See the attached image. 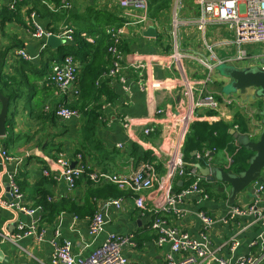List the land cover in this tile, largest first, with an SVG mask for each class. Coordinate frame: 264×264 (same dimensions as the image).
Segmentation results:
<instances>
[{
    "label": "crops",
    "instance_id": "crops-1",
    "mask_svg": "<svg viewBox=\"0 0 264 264\" xmlns=\"http://www.w3.org/2000/svg\"><path fill=\"white\" fill-rule=\"evenodd\" d=\"M32 1L27 0L26 4L20 5V22L0 24V45L4 48L8 46L1 67L4 73L13 76L11 91L15 96L8 98L4 95L9 104L6 134L0 136L4 137V142H0V199L11 197L9 177L12 176L18 187L20 186L23 202L27 206L34 207L41 192L54 200L66 197L78 204L83 203L87 187L84 176L79 178L73 189H69L62 179L56 180L43 174V169L56 167L61 158L70 161L74 166L77 163V154L82 155L83 162L90 169L123 175L135 170L143 161L141 156L147 154L150 161L154 162L157 172L163 174L171 145L178 136L177 118L180 113L179 100L182 97L175 72H168L162 66V58L170 51L171 37L169 33L168 36L161 33L162 28H166L164 15L169 14L170 8L162 10L156 17L150 16L154 23L149 27L154 28L155 36L145 35V30L134 25H128L122 35L125 57L136 52L155 58L144 75L145 89L141 90L131 72H126L125 81L129 86L125 87L119 79L110 80L106 82L109 91L100 94L96 101L92 96L83 97L79 85L80 95L79 91L74 93L75 85L61 90L54 84L41 83L50 73L53 60L60 56L62 45H67L68 50H71L67 54H74L77 59L75 54L78 47L72 41L63 42L58 48L44 46V49L41 46L43 40L34 38L32 31L35 24L53 32L69 25L79 36L91 37L101 27L122 25V10L117 4L118 1L71 0L68 8L61 7L60 0H36L35 7L32 8ZM8 5L9 0H0V7ZM183 6L184 18L197 14L196 8L190 2L184 1ZM102 20L107 23L102 24ZM169 29L170 27L167 30ZM179 36L184 52L203 59L210 56L193 25L182 26ZM231 37V32L224 25H209L206 28V39L210 43ZM19 48H24L33 59L23 60L15 54ZM232 50L231 45L216 44L213 47V52L218 57H223ZM49 56L54 59H49L47 63ZM104 60V66H108L107 60ZM183 65L195 87L203 88L206 93H212L218 99L220 106L215 111L218 118L228 124L237 119L245 126V131L237 127L230 128L229 132L234 130V133L247 134L251 139H256L262 125L261 117L257 114L259 107L252 97L253 92L236 97L234 94L219 91L216 86H225V77L218 70L222 65L215 66L208 82L204 80L206 70L196 59L187 58ZM11 100L13 104L9 112ZM61 105L73 106L79 111V116L68 120L56 117L52 111ZM94 106L100 108L97 119H94L97 114L93 110ZM158 109L162 111L156 113ZM206 112V109H197L195 113L199 116ZM122 116L130 120L129 129L121 124L119 119ZM88 119L91 123L87 125ZM147 126L153 129L149 134L143 131ZM237 143L233 137L231 145L238 146ZM1 150H5L12 160H5ZM211 150L207 148L206 159L200 157V152L193 151L196 156L189 163L201 177L200 186L204 191L209 189L208 192L205 191L208 196L205 198L202 194H189L177 204L181 213L169 211L163 216L170 226L187 232L197 241H202L200 234L204 233L216 257L234 263L241 256L258 254L264 249V220L256 221L253 216L228 217L227 212L231 205L228 204L227 190L221 191L218 189L221 186L219 183L207 181L200 167L214 165L229 171L231 159L226 150ZM187 180L188 184L185 183ZM191 181L192 179L175 176L173 189L179 191ZM124 192L127 196L122 197L119 207L108 203L110 199H97L93 202V212L101 213L105 220L101 231L96 235L88 233L93 212L78 216L72 212L61 211L49 222L38 218L36 226L43 231L42 240L23 237L11 242L3 239L1 234L14 235L17 233V225H28L31 218L14 209L0 208V264H49L52 253L50 241L54 238L55 231L58 232L57 239L69 240L72 253L82 257L100 246L111 233H133L134 244L124 245L122 248L123 255L128 260L134 264H166V257L171 253L169 244L158 246L155 243L154 232L149 226L150 215L147 211L141 212L135 208L134 194L128 190ZM144 194L150 197L148 191ZM252 198L251 192H242L236 196L234 205L248 204ZM200 211L212 218L210 226H203L198 215ZM40 214L38 213V217ZM234 241L237 245L231 249ZM184 254L179 251L174 257L180 258ZM200 264L217 263L203 260ZM260 264H264V261Z\"/></svg>",
    "mask_w": 264,
    "mask_h": 264
},
{
    "label": "built area",
    "instance_id": "built-area-1",
    "mask_svg": "<svg viewBox=\"0 0 264 264\" xmlns=\"http://www.w3.org/2000/svg\"><path fill=\"white\" fill-rule=\"evenodd\" d=\"M21 0H9V8L14 9L15 4ZM60 6L68 8L71 0H60ZM118 6L122 10V25H109L105 28L106 34L112 36V42L107 46L106 52L108 56V66L96 79L95 84L100 82H109L110 80L119 79L127 87L126 72H131L136 84L141 90L145 89L146 79L145 73L147 69L154 63L155 58L139 53H132L125 57L122 50V35L125 34V28L128 25L138 26L140 30H146L153 25L154 20L149 15L148 0H117ZM184 1L190 2L197 11L192 17L184 18L182 15ZM170 12V29L168 31L170 39V51L162 58V66L168 72H175V76L179 83L180 94L179 115L177 122L178 136L174 142L169 154V158L165 161V171L159 174L154 166L153 161H141L140 164L128 175L117 174L113 172H105L97 169H90L82 160V155L77 154V163L72 166L70 161L59 159L56 167L51 169H43L45 176H51L53 179H62L69 189H73L76 181L85 176L95 182H109L115 184L119 189L128 190L134 194L133 203L136 209L141 212L147 211L150 215L149 226L154 232V241L158 246L168 243L170 254L166 257V264H200L206 260L217 264H260L264 261V249L258 254H247L239 257L234 263H229L221 258L216 257L215 251L209 246L204 233L200 236L202 241L193 239L187 232L178 231L175 227L170 226L163 214L169 211L181 213L177 208V204L189 194H202L205 198L208 196L204 189L200 186L201 177L195 168L186 171L181 153L185 133L189 129L191 123L198 119L195 113L197 109H206L217 111L220 103L212 93H206L203 88L193 85L191 78L184 69V60L193 57L198 61L203 69L206 70L204 80L210 81L211 71L216 65L232 64L236 61L246 59L248 57L246 45L264 44V0H172ZM193 25L201 37V42L210 56L207 58H199L191 56L188 52H184L181 47V39L179 30L182 26ZM209 25H224L231 32L230 39L219 40L216 43H210L206 39V28ZM61 38L63 42H72L74 28L64 25L58 32L42 28L34 25L32 36L36 39L45 40L50 35ZM216 44L231 45L234 53L218 57L213 52ZM41 46H46L43 42ZM15 54L23 60L30 61L33 56L28 54L24 48H19ZM263 58L261 56L259 59ZM258 57H255V61ZM257 65L255 63H249ZM264 69V63L257 65ZM78 72L79 62L74 54H65L60 61L53 60L50 73L41 82L42 84H54L61 90H65L70 85H75L74 93H78ZM162 110L158 109L157 113ZM54 115L62 120H68L72 117L79 116V111L66 105L54 108ZM125 129H129L130 120L126 116L120 119ZM236 126L234 127V129ZM145 134L153 131L151 126H147L144 130ZM1 155L5 160L11 161L5 150H1ZM175 176L180 178H190L191 183L182 187L179 191L173 189ZM10 196L9 199H0V208L14 209L28 217L31 221L28 225L19 223L17 225V233L9 235L2 233V238L14 242L23 237H33L37 240L43 239V231L37 229L38 213L41 208L36 206H27L23 202V195L15 182V179L9 177ZM148 191L149 198L144 194ZM121 200L110 199L108 203L116 207L120 206ZM199 218L204 227L210 226L212 218L207 216L205 212L198 213ZM227 215L229 218L237 216H253L256 221L264 220V183L257 186L254 191L252 201L245 205H231ZM104 217L101 213L95 212L90 219L88 233L90 235L98 234L103 224ZM58 232L51 239L50 244L52 253L50 255L49 264H134L128 260L122 252L124 245H133L135 235L129 233L127 235L111 233L105 241L95 248L87 256H76L71 251V242L67 239H57ZM237 242L231 244V249L235 248ZM183 251L185 254L180 258H175L174 254Z\"/></svg>",
    "mask_w": 264,
    "mask_h": 264
},
{
    "label": "trees",
    "instance_id": "trees-1",
    "mask_svg": "<svg viewBox=\"0 0 264 264\" xmlns=\"http://www.w3.org/2000/svg\"><path fill=\"white\" fill-rule=\"evenodd\" d=\"M171 1L172 0H148L149 15L152 17H156L162 10H165L171 6ZM26 3L27 0L18 1L15 4L14 9H10L9 6H1L0 24H4L5 22L9 21L20 22L21 19L19 17V8L20 5ZM35 4L36 0H33L32 8L35 7ZM105 28L106 27H101L97 30L96 34H91V37L86 38L79 36L76 30H74L73 34V41L78 47V52L75 54L78 59L76 57L75 58L79 62L77 86L79 85V90H81V94H83V97L92 96L91 98L96 101L99 99L100 94H104L105 92L109 91V88L105 81L100 82V84L98 85L95 84L96 79L99 78L101 73L107 69V66H104V64H106L104 59H106L108 62L106 49L109 43L112 42V36L106 34ZM3 48L4 46L2 47L0 45V93L8 98H13L15 97L11 91V88L13 87V76L9 73H4L1 67V62L3 61L5 50L8 49V46H6L4 49ZM68 49L69 47L67 45H62L60 56L55 59L51 58L53 55L49 56V58L47 59V63L49 59L50 61L53 59L56 61H60L63 56L67 54V52L71 51ZM84 107H86V105ZM71 108L74 107L71 106ZM99 109V106L93 107V110H96L97 112L96 115L94 114V119H97L99 117ZM52 112H54V110ZM5 122V124H7V120ZM90 123V119H88L86 121V124L88 125ZM235 126L236 128L240 127L241 131H245L244 124L239 122L237 119L233 121L232 124H228L227 122L218 118L215 111L207 110L205 114L199 115V118L194 120L193 123H191V125L189 126V130L186 133L183 144L181 146V153L183 161L185 163V170L188 171L192 168L191 166H189V163L192 162L193 158L196 156L195 153L192 152H200V157L205 158L208 156L206 155L207 148L212 149L211 151L213 152L217 150H226L231 159L229 170H231L233 173L238 174L245 170L248 164V159L250 158L252 152L242 146L231 145L233 135L229 132V129L234 128ZM0 142H4V137H0ZM140 159L144 161L151 160V158L147 154L141 156ZM83 178L86 177L84 176ZM86 179L87 187L84 192L83 203L81 204H78L72 201L70 198L66 197H61L60 199L54 200L41 192L39 196L40 198L34 204V206H38L41 208V220L49 222L56 214L61 211L72 212L78 216L91 214L93 212V202L95 200L118 199L127 196L124 195V190L119 189L115 184L105 181L95 182L89 180L88 178ZM78 181L79 179L76 181V183H78ZM187 182L188 180L185 183L188 184ZM205 191L208 192L209 189L207 188ZM95 212H93V214Z\"/></svg>",
    "mask_w": 264,
    "mask_h": 264
},
{
    "label": "water",
    "instance_id": "water-1",
    "mask_svg": "<svg viewBox=\"0 0 264 264\" xmlns=\"http://www.w3.org/2000/svg\"><path fill=\"white\" fill-rule=\"evenodd\" d=\"M144 34L155 36L156 32L153 27H148ZM43 42L51 48H58L63 44V40L53 34ZM260 62L264 63V59L261 58ZM218 70L225 77L224 87L228 88L226 94H234V96L239 97L241 94L252 91L253 99L261 104L257 114L261 117L262 128L257 133L256 139H251L247 134L234 133V130L230 132L238 141V146L252 152L246 169L236 174L231 170L224 171V169L214 165L200 167V171L207 181L219 183L221 186L218 189L221 191L227 190L228 204L234 205L237 195L245 191L254 194L257 186L264 183V69L251 64L244 66L223 64ZM8 104V99L0 93V136L6 134L5 121Z\"/></svg>",
    "mask_w": 264,
    "mask_h": 264
},
{
    "label": "rangeland",
    "instance_id": "rangeland-1",
    "mask_svg": "<svg viewBox=\"0 0 264 264\" xmlns=\"http://www.w3.org/2000/svg\"><path fill=\"white\" fill-rule=\"evenodd\" d=\"M165 17V25H166V28H162V31L161 33H163L164 35L168 36V27H170V20H171V12L169 10V14L168 15H164ZM107 23L106 20H102V24H105ZM165 30H167L165 32ZM246 50H247V53H248V57L246 59H243V60H240V61H236L234 63L235 66H244L246 64H249L250 62L251 63H255L257 65L261 64L260 62V57L261 56H264V44H250V45H246L245 46ZM235 51L233 52H227L225 54V56L227 55H230L232 53H234ZM57 55H59V53H57ZM258 57V59L255 61V57ZM28 67H31L30 65H28ZM219 68V67H218ZM216 88L219 90V91H222V92H227L228 91V88L227 87H220V86H216ZM12 100L10 101V107H9V112H11L12 110Z\"/></svg>",
    "mask_w": 264,
    "mask_h": 264
},
{
    "label": "flooded vegetation",
    "instance_id": "flooded-vegetation-1",
    "mask_svg": "<svg viewBox=\"0 0 264 264\" xmlns=\"http://www.w3.org/2000/svg\"><path fill=\"white\" fill-rule=\"evenodd\" d=\"M252 95H253V93H252ZM255 104H257V106L260 108L261 104L259 101H255Z\"/></svg>",
    "mask_w": 264,
    "mask_h": 264
},
{
    "label": "bare ground",
    "instance_id": "bare-ground-1",
    "mask_svg": "<svg viewBox=\"0 0 264 264\" xmlns=\"http://www.w3.org/2000/svg\"><path fill=\"white\" fill-rule=\"evenodd\" d=\"M157 113V112H156ZM117 115V114H116ZM185 164V163H184Z\"/></svg>",
    "mask_w": 264,
    "mask_h": 264
}]
</instances>
